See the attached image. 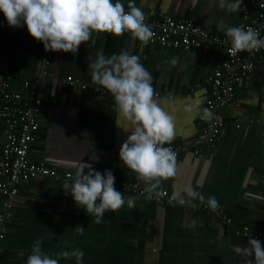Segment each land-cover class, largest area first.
<instances>
[{"label":"crops","instance_id":"crops-1","mask_svg":"<svg viewBox=\"0 0 264 264\" xmlns=\"http://www.w3.org/2000/svg\"><path fill=\"white\" fill-rule=\"evenodd\" d=\"M121 2L127 8L129 0ZM134 2L149 18L171 15L191 19L219 36H226L223 26H237L241 21V10L230 13L218 6V0ZM101 48L106 56L126 49L140 57L153 77L156 98L174 117L173 140L200 134V110L190 113L185 108L197 101L200 109L206 108L210 98L207 78L220 65L221 54L167 50L109 33H93L76 53L49 51L47 67L54 78L41 88V127L29 160L61 173L75 174L80 162L101 173L111 170L116 190L134 197L135 208L125 204L116 212L105 213L96 224L70 193L65 194V180H33L20 189L0 264H26L37 239L43 240L42 250L52 258L64 250H81L82 264H246L250 258L232 249L248 243L237 230L264 232V71L257 70L240 86L237 107L217 111L225 121L239 119L242 129H226L221 142L201 156L177 158L176 175L163 181L159 189L176 200L193 201L185 192L189 185L205 198L214 195L219 202L216 211L231 220L227 225L215 213L187 212L178 203L166 206L120 189L123 182L134 181V172L119 157L132 125L118 116L111 94L91 79L88 57L94 59ZM44 55L43 43L35 40L26 26L10 27L0 12V69L18 73L15 90L24 81L35 79ZM174 57L177 63L173 65ZM69 78L80 80L87 88L69 86ZM3 81L1 75L0 87ZM0 127L5 130L6 123L0 121ZM88 171L85 169V174ZM77 226L84 227L83 234L74 230ZM59 264H76V259L60 257Z\"/></svg>","mask_w":264,"mask_h":264},{"label":"clouds","instance_id":"clouds-1","mask_svg":"<svg viewBox=\"0 0 264 264\" xmlns=\"http://www.w3.org/2000/svg\"><path fill=\"white\" fill-rule=\"evenodd\" d=\"M243 0H218V6L230 13L241 10ZM125 11L121 0H0V12L10 27H27L29 34L42 42L45 51L76 53L81 44L92 39L93 33H109L122 36L131 33L134 39L147 44L153 36L151 26L145 23L146 15L141 8L129 0ZM229 38L233 51L260 50L264 39L252 27L225 25L221 29ZM93 83L111 94L114 108L119 117L132 125L130 135L120 147L119 157L124 165L136 173L138 181L144 182L147 198L159 196L163 181L174 177L177 172V157L170 144L174 138V117L161 106L156 98L151 73L144 67L138 55L126 49L106 56L103 48L95 58L88 57ZM177 63V58L170 61ZM199 109L200 119L211 120V109H200V102L186 106L187 112ZM85 169L89 171L85 174ZM115 176L111 170L103 173L89 163L80 162L75 179H67L62 184L65 194H71L76 205L99 224L105 213L116 212L127 204L135 208V198L124 196L115 188ZM185 192L192 200L199 199L215 211L219 207L217 198H207L189 185ZM183 203V200L180 201ZM193 206H195L193 204ZM83 234V226L74 229ZM43 240L33 244L26 264H59V258H75L82 264L84 253L75 249L61 251L52 258L42 250ZM233 252L248 257L246 264H264V246L256 238H249L247 245L233 246ZM20 256L24 253L21 251Z\"/></svg>","mask_w":264,"mask_h":264},{"label":"built area","instance_id":"built-area-1","mask_svg":"<svg viewBox=\"0 0 264 264\" xmlns=\"http://www.w3.org/2000/svg\"><path fill=\"white\" fill-rule=\"evenodd\" d=\"M125 11H128L126 7ZM145 23L151 26L153 32L147 44L167 50L199 51L204 54L215 50L224 55L220 65L207 79L210 98L206 108L212 110L214 118L202 120L200 134L196 137L172 140L170 144L164 145L171 147L177 158L186 154L201 156L206 150L215 148L221 142L226 129L233 131L242 129V122L239 119L225 121L218 117L217 111L238 106L237 92L240 86L257 70L264 71V48L252 52L233 51L227 36L214 35L191 19H176L171 15H165L164 19L159 21L146 16ZM240 25L245 28L252 27L259 33L258 38L264 39V0H243L241 21L237 26ZM122 36H131V33L125 32ZM44 53L45 62L36 67L35 79L24 81L17 90L14 89V85L19 77L18 73L11 69H0V76L4 77L0 87V121L6 123L5 130H1L0 127V260L2 246L7 237V226L14 218L21 187L40 178L75 179V174L61 173L45 164L39 165L29 160L32 144L41 127L39 122V113L43 106L41 88L44 83L54 78V74L47 67L51 59L49 51L44 49ZM66 82L71 87L87 88L78 79L69 78ZM120 187L124 192L139 197L148 195L144 191L145 183L137 180L136 173L133 182H123ZM153 199L166 206L178 203L187 212H212L220 217L223 224H231L226 215L211 210L199 199L195 201L182 199L181 203V199L171 198L168 191H160L159 196H153ZM236 233L247 239L256 238L261 244L264 242V232L244 229L237 230Z\"/></svg>","mask_w":264,"mask_h":264},{"label":"trees","instance_id":"trees-1","mask_svg":"<svg viewBox=\"0 0 264 264\" xmlns=\"http://www.w3.org/2000/svg\"><path fill=\"white\" fill-rule=\"evenodd\" d=\"M164 16L165 15H163V16H161V17H159V18H150L151 20H159V21H161V20H163L164 19ZM219 36V35H218ZM138 40V39H137ZM181 51V50H180ZM211 52H216V53H219V54H221L220 52H218V51H215V50H211L209 53H211ZM190 53H193V52H190ZM222 56H223V58H224V55L223 54H221ZM223 60V59H222ZM222 62V61H221ZM214 71V70H213ZM208 79V78H207Z\"/></svg>","mask_w":264,"mask_h":264}]
</instances>
